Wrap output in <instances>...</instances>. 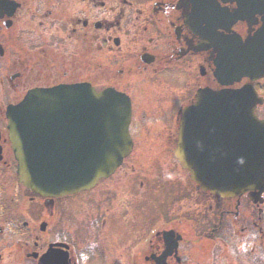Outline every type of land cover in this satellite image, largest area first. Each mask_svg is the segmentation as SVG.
I'll use <instances>...</instances> for the list:
<instances>
[{"label":"flooded vegetation","instance_id":"af4514ba","mask_svg":"<svg viewBox=\"0 0 264 264\" xmlns=\"http://www.w3.org/2000/svg\"><path fill=\"white\" fill-rule=\"evenodd\" d=\"M76 84L128 97L131 151L89 189L40 196L18 183L0 121V264L15 250L30 264H51L48 250L64 257L53 264H264V194L203 191L175 158L147 187L133 167L122 173L131 156H174L181 110L200 90L250 86L264 120V0H0L2 105ZM137 195V208L152 200L167 213L135 214Z\"/></svg>","mask_w":264,"mask_h":264},{"label":"water","instance_id":"95a60500","mask_svg":"<svg viewBox=\"0 0 264 264\" xmlns=\"http://www.w3.org/2000/svg\"><path fill=\"white\" fill-rule=\"evenodd\" d=\"M230 64L224 60L222 70ZM254 100L246 87L204 90L182 110L175 155L203 190L256 197L264 191V121ZM6 117L20 180L45 196L91 187L131 148L129 100L109 90L33 89L7 107Z\"/></svg>","mask_w":264,"mask_h":264},{"label":"rangeland","instance_id":"374dc122","mask_svg":"<svg viewBox=\"0 0 264 264\" xmlns=\"http://www.w3.org/2000/svg\"><path fill=\"white\" fill-rule=\"evenodd\" d=\"M1 89L2 88L0 87V110L2 109V111H3L4 110V105H2V102L4 101L5 104L8 103L11 100L12 93H9V95H8V94L4 93ZM20 93H19V95L17 97L20 96ZM14 95H15V93H14ZM2 120H3V123L5 124L4 117L0 116V121H2ZM176 126H177L176 124L171 123L168 126L167 133H171V131L173 132V130L176 131ZM159 156L160 155H155V154H151V155L142 154L139 157V159L141 160V163H137L136 157L135 158H131L132 157L131 156L130 157L131 159L129 158L127 160L126 164L123 166V172L122 173H124L126 171L127 177L129 178L131 176H134V172L132 171L134 169L135 173L137 174V177H138L137 180L141 179V178L149 180V181L146 182V185H145V187H147V186H149L151 180H155L157 178L159 173L162 176V174L164 172H168V171H172L173 172L172 167H170V166L172 165L174 156H170L169 158H167L168 160L165 159L164 157H161V159L164 162H159L156 165L157 158ZM132 167H133V169H132ZM141 181H143V180H141ZM134 194H135L134 190H130L128 192V195H134ZM128 195H127V198L130 197ZM134 201H135L134 207H136L137 201H138V195L134 198ZM35 203H37V202H35ZM35 203H32V206H34ZM154 204H157V202L156 201H152V200H143L141 207H138V208L136 207L137 210H136L135 214L141 215V212H143L142 210L147 211V209H148V213H150L151 215H154V216L156 215L157 217L162 216V215H157V213H159V214L167 213V209L165 208V204L161 203V204H159V206L157 205L158 208ZM28 214H29L28 217L31 219L32 223H36L41 218V215H35L34 213L32 215H30L29 209H28ZM137 217L141 218L140 216H137ZM125 226L126 225H123L120 228V231L122 233H125L127 231V230L124 229ZM49 232H51V231H49ZM6 256L7 257L5 258V261H6L5 263H7V264H20L21 262H23L25 264H30V260L25 261L24 259L20 258V253H18L17 250H15L14 252H11V253H6ZM14 261H18V262H14Z\"/></svg>","mask_w":264,"mask_h":264}]
</instances>
